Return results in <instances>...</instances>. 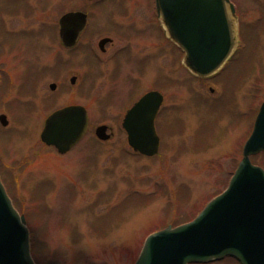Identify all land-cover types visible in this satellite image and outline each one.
I'll use <instances>...</instances> for the list:
<instances>
[{
    "label": "rangeland",
    "instance_id": "obj_1",
    "mask_svg": "<svg viewBox=\"0 0 264 264\" xmlns=\"http://www.w3.org/2000/svg\"><path fill=\"white\" fill-rule=\"evenodd\" d=\"M231 2L237 47L198 76L156 0H0V176L36 264H135L149 234L191 220L227 188L264 102V0ZM78 10L88 28L67 47L58 21ZM103 38L112 39L105 52ZM149 91L163 95L153 156L135 151L122 126ZM71 105L87 109L89 126L62 154L41 133ZM101 125L108 140L96 135ZM251 159L264 168V152Z\"/></svg>",
    "mask_w": 264,
    "mask_h": 264
},
{
    "label": "water",
    "instance_id": "obj_2",
    "mask_svg": "<svg viewBox=\"0 0 264 264\" xmlns=\"http://www.w3.org/2000/svg\"><path fill=\"white\" fill-rule=\"evenodd\" d=\"M156 3L172 38L186 52L187 66L199 76L216 72L236 43L233 3L230 0H156ZM86 20L82 12L61 18L60 34L67 47L76 44ZM107 41L102 40L101 46ZM55 87L51 85L52 89ZM162 102V94L148 92L125 115L123 127L128 143L143 155L159 152L155 119ZM0 121L8 124L5 114L0 115ZM88 126L84 106H67L48 116L41 140L64 154L82 139ZM107 129V125L98 126L97 137L108 140L111 135ZM263 151L264 102L228 187L190 222L151 233L135 264L209 263L231 257L241 264H264V168L251 161V156ZM0 264H35L26 218L14 207L1 179Z\"/></svg>",
    "mask_w": 264,
    "mask_h": 264
},
{
    "label": "flooded vegetation",
    "instance_id": "obj_3",
    "mask_svg": "<svg viewBox=\"0 0 264 264\" xmlns=\"http://www.w3.org/2000/svg\"><path fill=\"white\" fill-rule=\"evenodd\" d=\"M92 1H98V0H91V2ZM72 12H84V11H80V10H78V11H68V12H66V13H64L63 15H65V14H68V13H72ZM85 13V12H84ZM87 14V13H86ZM62 15V16H63ZM61 16V17H62ZM89 15L87 14V24H86V26L81 30V32H80V35H79V39L82 37V35H83V33L85 32V30L88 28V24H89V17H88ZM60 17V18H61ZM160 25H161V23H160ZM3 28H5V24L2 26ZM58 28L60 29V19H59V21H58ZM5 31V30H4ZM59 35H60V33H59ZM78 39V40H79ZM104 39H106V40H108L106 43H105V46H106V44H108L109 42H111L112 41V39L111 38H103V39H101L100 41H99V45H100V47H101V49H102V51H104L105 52V50H106V47L103 45V46H101V41L102 40H104ZM78 43V42H77ZM77 45V44H76ZM75 45V46H76ZM75 46H73V47H75ZM14 56V55H13ZM26 61H27V59L26 58H24V57H22V58H20V57H18L16 60H15V62L17 63V64H25L26 63ZM3 68H2V66L0 65V77H2L3 76V70H2ZM160 111V110H159Z\"/></svg>",
    "mask_w": 264,
    "mask_h": 264
},
{
    "label": "trees",
    "instance_id": "obj_4",
    "mask_svg": "<svg viewBox=\"0 0 264 264\" xmlns=\"http://www.w3.org/2000/svg\"><path fill=\"white\" fill-rule=\"evenodd\" d=\"M188 221H190V220H188ZM185 222H187V221H184V222H181V223L178 222V224H174V226L179 225V224H182V223H185Z\"/></svg>",
    "mask_w": 264,
    "mask_h": 264
}]
</instances>
